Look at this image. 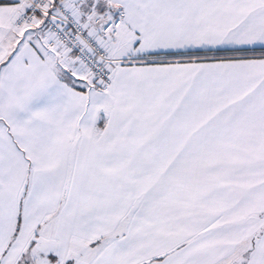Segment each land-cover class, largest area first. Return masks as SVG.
I'll list each match as a JSON object with an SVG mask.
<instances>
[{
	"label": "snow or ice",
	"instance_id": "obj_1",
	"mask_svg": "<svg viewBox=\"0 0 264 264\" xmlns=\"http://www.w3.org/2000/svg\"><path fill=\"white\" fill-rule=\"evenodd\" d=\"M0 264H264V0H0Z\"/></svg>",
	"mask_w": 264,
	"mask_h": 264
}]
</instances>
